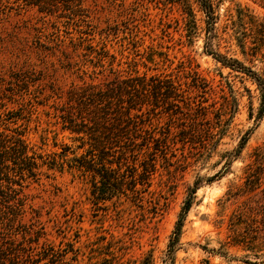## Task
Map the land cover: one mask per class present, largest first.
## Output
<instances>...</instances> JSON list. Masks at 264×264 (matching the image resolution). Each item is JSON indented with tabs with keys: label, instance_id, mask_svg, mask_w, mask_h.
I'll list each match as a JSON object with an SVG mask.
<instances>
[{
	"label": "rangeland",
	"instance_id": "374dc122",
	"mask_svg": "<svg viewBox=\"0 0 264 264\" xmlns=\"http://www.w3.org/2000/svg\"><path fill=\"white\" fill-rule=\"evenodd\" d=\"M46 1L42 6L50 12L0 0V97L18 91L8 84L17 71L32 70L30 79H36L28 92H17L16 103L4 99L2 110L10 112L2 115L1 130L18 129L43 155L62 145L76 149L80 141L63 130L57 107L66 109L69 89L102 86L112 80L111 71L172 78L183 93L165 98L166 112H151L157 135L173 124L167 147L156 154L147 148L126 152L128 161L116 169L120 190L107 199L94 194L90 174L66 165L62 171L44 167L39 178L24 182V211L13 217L0 212V246H23L13 263L264 264L262 93L251 77L210 54L235 58L264 77L262 55L243 54L233 36L253 35L252 18L264 26V0L222 1L214 30L205 29L196 0ZM51 88L62 98L48 97ZM187 100L194 103L190 109L183 108ZM217 111L223 123L214 136L203 144L199 137L194 143L178 140L179 130L194 125L196 112L205 114L196 121L202 136L209 121H217ZM112 154L117 160L121 151ZM150 163L154 167L145 175ZM194 186L191 207L170 245Z\"/></svg>",
	"mask_w": 264,
	"mask_h": 264
},
{
	"label": "trees",
	"instance_id": "16d2710c",
	"mask_svg": "<svg viewBox=\"0 0 264 264\" xmlns=\"http://www.w3.org/2000/svg\"><path fill=\"white\" fill-rule=\"evenodd\" d=\"M14 1L37 6L39 12H50L49 9L47 10L42 6L47 2L46 0ZM62 1L68 2L67 0ZM196 1L205 16V29L214 30L220 17L217 13V7L224 0ZM229 1L233 2V0ZM187 9H185L187 15L192 16L193 12L189 5H187ZM237 16L239 24H242L244 22V14L238 12ZM251 24L253 35L243 33L242 36L237 34L233 36L237 40L243 54H250L252 57L262 55L264 59V26L260 28L258 22L253 18ZM246 49L251 51V53L246 52ZM210 54L223 66L242 72L254 80L259 86L263 97L259 109V116H262L264 113V77L257 71L241 64L235 58H227L214 52ZM103 58L102 55L97 57L100 67H103ZM134 72L136 76L132 77L129 74L127 77H121L116 71H111V74H114L112 80L110 79L103 83L102 86L88 84L83 87H74L67 91L65 103L62 104L64 105L62 107H66V109H59L58 107L57 109L61 111L59 116L63 122V130H68L74 135L73 138L75 140L80 141L76 145V149H72L68 145H62L59 152L43 155L37 151L38 148L26 141L24 134L18 129H0V212L2 211L4 215L9 213L13 217L19 211L20 213L24 211L22 210L25 204L23 192L25 186L23 184L30 179L39 178L43 173L44 167L47 170L62 171L66 165L67 169L71 171L76 170L82 174H90L94 194L98 199H107L114 192L120 190L119 185L121 183L116 169L120 170L123 163L128 161L124 157L126 152L129 151L134 155V153L142 152L145 148L152 149L154 152L152 151L151 153L153 154H156L157 151H164L163 149L167 147L168 137L173 133L172 129L174 127L173 124L169 125L166 134L161 131L157 135L156 131L151 130V112L155 114L159 110L166 112V106L168 105H166L167 102L164 103L165 98L166 100L173 98L174 95L171 96V93L176 96L183 93L181 84L172 78H163L161 75H152L147 78L146 74L140 76L138 71ZM33 73L32 70H20L13 75L11 80L14 81H8V84H11L10 86L14 85L15 90L18 91H9L10 95L13 96L12 98L0 97V120L5 121L2 115L4 117L10 112L5 110V108L2 110V107L6 105L4 99L7 98L10 103H16L17 99L14 96L17 95V92H28L29 84L35 82L36 79H30ZM1 87L2 85L0 84V91ZM54 90V88H51L53 93L51 92L48 97L56 96V98L61 99L62 95H59ZM140 93L143 96H140ZM171 104L182 108L179 104ZM193 104L190 100H187L183 108L190 109ZM223 107L227 108L225 105ZM220 109L222 110V108ZM217 113L215 117L217 121L212 122L210 120L204 135L199 136L196 134V121L201 119V115L205 116V114L196 112V118H193L194 125H190L188 131L185 129L179 130L177 132L180 136L178 140L183 144L187 142L194 143L196 138L199 137L201 139L198 142L203 144L207 137L209 138L216 134L215 128L223 123L222 114L219 111ZM14 117L17 120L20 115ZM78 150H83L84 152L77 154ZM116 150L121 151V156L114 160L112 152ZM151 157V160L154 161V155H151ZM151 166L154 167V163H150L145 168V175L147 173L151 174V169H149ZM195 189L196 186L190 189L189 195L184 201L170 245L177 241L183 217L191 207ZM21 253H23L22 244L19 246L13 242L7 245L2 244L0 246V264H15L13 263V260H15L14 256Z\"/></svg>",
	"mask_w": 264,
	"mask_h": 264
}]
</instances>
